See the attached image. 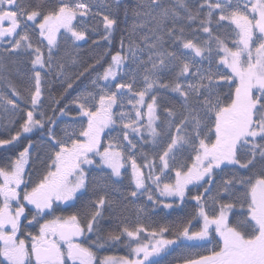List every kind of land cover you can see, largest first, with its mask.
Segmentation results:
<instances>
[{
  "label": "snow or ice",
  "instance_id": "1",
  "mask_svg": "<svg viewBox=\"0 0 264 264\" xmlns=\"http://www.w3.org/2000/svg\"><path fill=\"white\" fill-rule=\"evenodd\" d=\"M0 44V264H264V0H0Z\"/></svg>",
  "mask_w": 264,
  "mask_h": 264
},
{
  "label": "trees",
  "instance_id": "2",
  "mask_svg": "<svg viewBox=\"0 0 264 264\" xmlns=\"http://www.w3.org/2000/svg\"><path fill=\"white\" fill-rule=\"evenodd\" d=\"M122 27H123V25H122ZM120 35H121V33L119 31L115 34V37H114V40H113V46H112V51L113 52H115L118 49V47H119ZM92 39H97V37L94 35V37H92ZM90 45H91V42L87 46L81 47V49H82V57H83L84 60H87L88 62H91L90 59H89L90 55H95L97 52L100 51V49L91 50L90 49ZM108 60H110V56L106 58V60L104 62L105 65L108 62ZM97 70L101 71L102 67L98 68ZM22 83H23L22 81L16 80L17 86H21ZM86 84H87V78H85L82 82H80L78 86H74V90L70 91V93L68 95V98H67V100L64 101V103H67L70 100L71 96H73L75 93H77ZM60 90L61 89L59 88L58 85H54L53 86V94L59 92ZM61 106H63V104ZM39 135H40V133L37 132L35 135H32L30 138L32 140H36ZM0 138H7V132L5 131L4 128H0ZM26 144H27V140H22L20 142V144L17 145V146H14V147L10 146V147H7V148H0V163L3 160H6L9 157L15 156L20 150H22V147L25 146ZM188 206H189V208H187V210H184L183 212H174V213H172V215L168 219L172 220V219H175L177 216L185 215L186 213L192 212L194 210L195 204L192 203V204H189ZM124 254H126V253H124Z\"/></svg>",
  "mask_w": 264,
  "mask_h": 264
},
{
  "label": "rangeland",
  "instance_id": "3",
  "mask_svg": "<svg viewBox=\"0 0 264 264\" xmlns=\"http://www.w3.org/2000/svg\"><path fill=\"white\" fill-rule=\"evenodd\" d=\"M94 37V36H93ZM4 45L3 44H0V48H2ZM85 86V85H84ZM83 88V87H82ZM81 88V89H82ZM80 89V90H81ZM79 90V91H80ZM78 91V92H79ZM77 93H75L73 96H71V98H70V100L76 95ZM46 96H47V93L45 94ZM45 104L47 105L48 104V100L46 99L45 100ZM71 111L73 112V114L75 113V107L73 106L72 107V109H71ZM15 156H12V157H9V158H7L6 160H3L0 164H4V163H6L9 159H11V158H14ZM191 194H195V189L193 190V192L191 193ZM144 202V200L142 199L141 201H139V203H143ZM192 203H194V202H190V203H188V204H192ZM187 204V205H188ZM149 207H151V205L149 204L148 205ZM186 208H189V206H187V207H185V210H187ZM129 215L130 216H132L133 217V219H134V214L130 211V213H129ZM46 219L47 218H50V217H45ZM155 219L156 220H158L159 219V217L157 216V217H155ZM43 221H41V223H42ZM26 223V222H25ZM24 232L25 233H27V232H32L33 234H36L37 232H38V225H36L35 227H28V228H25L24 229ZM111 252L112 253H110V250L108 251H101V253H100V255H117V256H124V255H128V249L127 248H123V247H120L118 250L117 249H115V248H111ZM124 253H126V254H124ZM170 259V258H169Z\"/></svg>",
  "mask_w": 264,
  "mask_h": 264
},
{
  "label": "flooded vegetation",
  "instance_id": "4",
  "mask_svg": "<svg viewBox=\"0 0 264 264\" xmlns=\"http://www.w3.org/2000/svg\"><path fill=\"white\" fill-rule=\"evenodd\" d=\"M90 42H91V40H89L87 43L80 42V44H82V45H84V46H87ZM84 46H83V47H84ZM101 71H102V70H101ZM125 182H127V181H125ZM114 248L118 250L120 247H114ZM109 250L111 251V249H109ZM109 250H108V251H109ZM111 253H112V252H111Z\"/></svg>",
  "mask_w": 264,
  "mask_h": 264
}]
</instances>
